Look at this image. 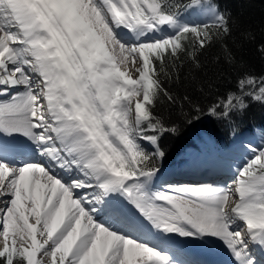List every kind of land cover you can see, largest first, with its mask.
Wrapping results in <instances>:
<instances>
[{"label":"snow or ice","instance_id":"obj_1","mask_svg":"<svg viewBox=\"0 0 264 264\" xmlns=\"http://www.w3.org/2000/svg\"><path fill=\"white\" fill-rule=\"evenodd\" d=\"M185 7L205 8L211 28L230 32L214 0ZM176 16L165 0H0V96L7 97L0 99V264H176L150 244L144 234L152 229L213 237L236 264H257L251 249H264V143L246 146L251 158L232 185L154 183L166 156L162 138L180 133L175 121L153 114L161 93L175 103L160 74L189 34L193 58L211 43L209 24L189 27ZM165 25L173 35L148 37ZM129 63L139 65L137 78L122 70ZM258 79L257 86L242 73L238 92L193 105L184 123L194 128L210 117L231 125L249 101L264 104ZM19 136L41 162H10L6 150Z\"/></svg>","mask_w":264,"mask_h":264},{"label":"trees","instance_id":"obj_2","mask_svg":"<svg viewBox=\"0 0 264 264\" xmlns=\"http://www.w3.org/2000/svg\"><path fill=\"white\" fill-rule=\"evenodd\" d=\"M214 2L228 21L230 32H218L211 28V23L190 25L189 27H203L204 24H209L211 43L204 49L197 47L193 58L192 36L189 34L184 41L185 51L178 59H169L160 74L162 87L175 97V103L161 93L152 109L153 114L165 121H175L180 127L178 135L162 138L161 143L166 153L163 160H171L169 157L174 156L179 146L193 135L194 129H206L205 133L208 131L225 138L233 128L242 130L256 125L264 126V104L255 101H249L247 112L242 118L237 117L231 125L210 117H202L195 122L194 128L184 123L193 105L207 106L218 97L226 96L228 92H238L237 85L242 73L257 77V86L258 78L264 76V54L260 51L264 47V0ZM165 3L177 15L188 12L185 6L189 0H165ZM185 97H189L190 101L185 100ZM213 135L208 136L220 141ZM160 162H157L158 166Z\"/></svg>","mask_w":264,"mask_h":264},{"label":"bare ground","instance_id":"obj_3","mask_svg":"<svg viewBox=\"0 0 264 264\" xmlns=\"http://www.w3.org/2000/svg\"><path fill=\"white\" fill-rule=\"evenodd\" d=\"M162 30H164L166 32H170V30L172 32L174 31V29L170 28V27H162V29L160 31H162ZM117 31H118L119 36L125 42H129V43L135 42V38L132 36V33H130L127 29H121V30H117ZM159 33L160 32L155 31V32L149 33L147 35L149 38L155 39L156 34L159 35ZM141 39H143V37ZM126 66L129 67V71H126L124 69V68H126ZM126 66L122 70H124L126 72V74L130 75L132 78H137L138 73H137L136 69L138 68V65L129 63ZM244 132H251V131L245 130ZM208 137H210V136H208ZM14 143L16 146L25 145V147L27 149H30V150L35 149V146L32 144V142L23 136H19L14 141ZM257 143H258V141H257ZM240 145H244L245 149L249 150L246 147L247 145H249V143L248 144L247 143H245V144L241 143ZM253 147H255V145ZM193 148H195V146H193L192 149ZM229 148H233V147H229ZM231 150H233V151L230 152V151L222 150L219 153L218 152L205 153L203 155L199 154V152H197V151H194V152L190 151V153L187 155L188 158L186 160L184 159V161L182 163L186 165L187 163H189V161L195 160L197 162V164H195L196 167H193V171L186 169V167H183V166H178V165L172 166V165H170V164H174L176 162V159H174V158H172L169 161L166 160L163 163V168L159 171L158 177L154 181V183L162 182L165 179L167 180V179H169V177L171 175L174 174L176 178H179L182 180L180 183H188V184L223 183V184H225V182H223L224 181L223 177L219 178V175L225 171H230L231 166L229 164H227V161L230 162L232 160H229L228 157L234 158L235 160L236 159L237 160L243 159V161L241 163H244V162H246L245 160H247L246 156H244L240 153H236V150L240 151V149L236 148V150H235L233 148ZM7 155H8L10 162L12 164H14L15 166H20L23 162H39V160H41L40 154H37L35 151H32L29 156L24 157V158H21L20 156H13L9 152H7ZM209 156H216V158H213L210 160ZM244 158H246V159H244ZM213 162L218 166L214 167L212 165ZM220 164H223L224 166L220 167ZM231 164L233 165L234 162H231ZM238 165H242V164H239V162H238ZM181 167H183V168H181ZM222 170H224V171L222 172ZM53 172L57 176L63 177L64 179L66 178V174L63 172V170L55 169V170H53ZM216 178H219V179L216 180ZM67 179L68 178H66L65 181H67ZM219 180H221V181H219ZM232 181L233 180H230V182H232ZM172 183H174V182H167L166 184H172ZM232 183L230 185H232ZM233 204H234V201L230 197L229 201H228V206L231 207ZM100 219L104 220L105 218L101 217ZM149 228H151L150 225H149ZM151 233L154 234L155 236L152 235ZM144 235L147 236V239L150 242V244H152L156 247L159 246L160 249L167 251L170 256H172V252H174V254H173L174 256L178 257L179 259H182V261L188 262V264H236V261L233 259L232 256H230V255L228 256V254H225V253H230V252L224 246V244L222 242L216 240L213 237H209V240L213 241L216 244H218L217 242L221 243L222 246L220 248V251L209 249L208 247H205L208 245H206L204 242H203L204 244L202 246L203 248L200 247L201 245L196 246L194 244H190V242L192 241L191 238H194L196 240V238L194 236H180L178 234H172V233L164 234V233H159L154 229L146 232ZM190 239H191V241H190ZM197 241H198V238H197ZM0 243H2V242H0ZM191 243H193V242H191ZM214 243L212 244L210 242V244H212L213 246L215 245ZM195 244H199V243H195ZM212 245H211V247H212ZM218 246H220V245H218ZM218 246H216V247H218ZM253 248L257 251V257H255V255H253V253H251V255L257 261V264H260L261 260L264 259V249H261L259 247H253ZM217 257H218V259H217ZM219 259H222L223 261H221Z\"/></svg>","mask_w":264,"mask_h":264},{"label":"rangeland","instance_id":"obj_4","mask_svg":"<svg viewBox=\"0 0 264 264\" xmlns=\"http://www.w3.org/2000/svg\"><path fill=\"white\" fill-rule=\"evenodd\" d=\"M197 12L199 13V15H202L203 16V14H204V12H201V11H199L198 9H190V11L189 12H187V13H185V14H182V15H180V16H177L176 17V21L179 23V24H181V25H188V24H190L191 23V21H192V19H196L195 17H198L199 15H197ZM163 27H169V26H167V25H165V26H163ZM156 32H160L159 33V35H157L156 34V37H155V39H161V38H164V37H166V36H170V35H173L172 34V31L170 30V32H166V31H164V30H162V31H160V30H158V31H156ZM138 65V64H137ZM131 66V65H130ZM138 67H139V65H138ZM126 71H129V67L128 66H126V68H124ZM133 71V70H132ZM138 75V74H137ZM4 97V98H3ZM0 99H7V97L6 96H0ZM133 109H134V105H133ZM133 116H134V112H133ZM254 127H258V128H255V129H249V131H251V132H244L245 131V129L244 130H241V131H236L237 132V134H238V136H239V138H238V140H236V141H234L233 142V132L231 133V135H230V137H229V139L228 140H225V141H222V142H220V141H217V140H215V139H212V138H210V137H208L207 136V139H203L204 138V135H203V133H201L202 131H204V130H206V129H204V130H202V131H197V132H195L190 138H193L194 136H196V135H198L199 133H201V136H202V140L200 141V138H199V142H197V143H194V144H191V143H188V144H184L183 146H182V148H181V150H180V152H182L181 154H180V157H178L177 155H178V153H176L174 156H172V157H169V159H171V158H174V159H176V162L174 163V164H170V165H172V166H176V165H178V166H183V167H186V169H189V170H192L193 171V167H196V165L195 164H197V162L195 161V160H192V161H189V163H187L186 165L185 164H183L182 162L184 161V159L186 160L187 158H188V154L190 153V151H192V152H194V151H197V152H199V154H201V155H203V154H205V153H214V152H221L222 150H226V151H230V152H232L233 150H231V149H235L236 150V148L237 149H240V151L239 150H236V153H240V154H242V155H244V156H246L247 157V160L248 159H250L251 158V153H250V151L249 150H246L245 149V147H244V145H240L241 143H243V144H245V143H249V144H251L250 142L251 141H255L256 143H257V141H258V145H260V144H262V142L264 143V140H262L260 137H261V135H260V130H261V128H263V127H259V126H254ZM197 128H200V126L199 127H197ZM238 132H240V133H238ZM26 138V137H25ZM251 139V140H250ZM197 141H198V138L196 139ZM233 145V146H232ZM252 145V144H251ZM193 146H195V148H193L192 149V147ZM242 146V147H241ZM252 146H254V145H252ZM228 147V148H227ZM229 147H233V148H229ZM236 147V148H235ZM242 151V152H241ZM249 153H248V152ZM244 152V153H243ZM247 154V155H246ZM177 156V157H176ZM209 158H210V160L211 159H213V158H216V156H209ZM228 159L229 160H232V161H227V164H229L230 166H231V169H230V171H225V172H223L224 170H222V172L223 173H221L220 175H219V178H221V177H223V179L224 180H226V184H228V185H230L232 182H230V180H233L234 179V177H235V172H236V169L238 168V167H242L243 166V164L245 163H241L242 161H243V159L242 160H235L234 158H229L228 157ZM244 159H246V158H244ZM168 160V159H167ZM189 160V159H188ZM246 161V160H245ZM231 162H234V164L232 165L231 164ZM238 162H239V164H242V165H238ZM226 164V165H227ZM212 165L215 167V166H218V165H216L214 162L212 163ZM188 166V167H187ZM221 166H224L223 164H220V167ZM183 167H181V168H183ZM163 168V166H161L160 167V170ZM199 169V168H198ZM215 169V168H214ZM184 173V172H183ZM197 173V172H196ZM231 173V174H230ZM185 175V174H184ZM219 178H216V180L217 179H219ZM166 180V179H165ZM162 181V182H158V183H155V185L156 186H162V185H164V184H166L167 183V181H173L174 183H180V182H177V181H182L181 179H179V178H176L175 177V175L173 174V175H171L170 177H169V179H167L166 181ZM219 181H221V180H219ZM224 182V181H223ZM234 201V200H233ZM196 238V237H195ZM191 239H192V241H191ZM190 239V241L191 242H193V243H191L190 242V244H194V245H196V246H200L201 248H203L202 246H203V244L205 243L206 245H208V246H205V247H208L209 249H213V250H219L220 251V248H221V246H222V244L221 243H219V242H217L218 244H216V243H214L213 241H210L209 240V237L208 238H206V239H199L198 238V241H197V238H196V240L194 239V238H191ZM194 239V240H193ZM200 240V241H199ZM209 240V241H208ZM195 241V242H194ZM0 242H2V238H0ZM201 242V243H200ZM204 242V243H203ZM210 242L213 244H215L214 246L216 247V246H218V245H220V246H218V247H214L212 244H210ZM195 243H199V244H195ZM211 245H212V247H211ZM159 248V247H158ZM215 248V249H214ZM251 253H253V255H257V251L254 249V248H252L251 249ZM225 254H228V256L230 255V256H232L230 253H225ZM175 261V260H174ZM262 262H264V259L263 260H261ZM181 262H183V261H181ZM181 262H179V261H177L176 262V264H185L184 262L183 263H181Z\"/></svg>","mask_w":264,"mask_h":264}]
</instances>
